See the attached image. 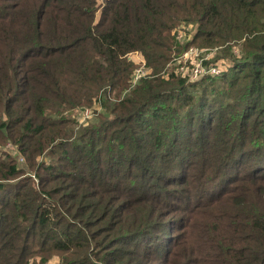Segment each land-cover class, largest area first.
Returning <instances> with one entry per match:
<instances>
[{"label":"trees","instance_id":"16d2710c","mask_svg":"<svg viewBox=\"0 0 264 264\" xmlns=\"http://www.w3.org/2000/svg\"><path fill=\"white\" fill-rule=\"evenodd\" d=\"M54 257L264 264V0H0V264Z\"/></svg>","mask_w":264,"mask_h":264},{"label":"rangeland","instance_id":"374dc122","mask_svg":"<svg viewBox=\"0 0 264 264\" xmlns=\"http://www.w3.org/2000/svg\"><path fill=\"white\" fill-rule=\"evenodd\" d=\"M181 25L182 26L178 27V32L182 35V41L191 40L195 34L196 26L194 25V23H183ZM191 47L198 48V55H194L193 53H186L188 50H190ZM216 50L217 48L215 47L214 48L202 47L196 44H192L187 49L180 50L179 53H176L168 65H170L172 69H174V67L175 69L177 68V71H179L181 75H185L187 76L189 80L194 81L198 79L199 77L198 78L191 77V68L193 65H195V63L201 60L204 63L209 62L210 64H220L222 65L223 68L229 67V65L231 64V61H229V59L223 58V57L217 60L214 59V57L217 55ZM236 51H238L237 48L235 49V52ZM128 58L132 59L136 65L135 67L136 69L133 75L134 83H136L134 81V78L137 73H140V74L145 73L143 75L150 73L151 69L145 66V59L140 52H131L128 55ZM204 76H201L200 78ZM76 109L72 112V116L78 121V123H81V122L87 123L88 121H95L96 118L99 116V114L103 113L104 108L98 102H96L94 105L83 106L81 109H78V108ZM7 146L14 149V146L10 142L9 143L7 142ZM20 157L19 159H21ZM23 160L25 161L24 158ZM23 160H22V163L24 162ZM37 259H40V258L38 257ZM57 262L58 260L54 257L53 260L47 262V264H59Z\"/></svg>","mask_w":264,"mask_h":264},{"label":"built area","instance_id":"2783aa9c","mask_svg":"<svg viewBox=\"0 0 264 264\" xmlns=\"http://www.w3.org/2000/svg\"><path fill=\"white\" fill-rule=\"evenodd\" d=\"M182 26V25H181ZM176 38L182 40V35L178 32V28L175 30ZM186 53H193L194 55H198V48L191 47ZM223 70V67L219 64H210L204 63L202 60L195 63V65L191 68V77L192 78H200L201 76L208 75V74H220ZM145 73H137L135 75L134 81L136 82L139 78H141ZM23 160V157H20ZM20 159V160H21ZM21 160V161H22Z\"/></svg>","mask_w":264,"mask_h":264}]
</instances>
